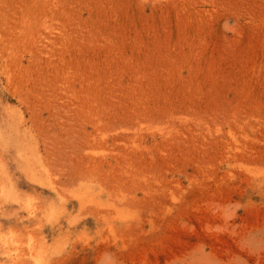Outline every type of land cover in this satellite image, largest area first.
<instances>
[{"label":"rangeland","instance_id":"rangeland-1","mask_svg":"<svg viewBox=\"0 0 264 264\" xmlns=\"http://www.w3.org/2000/svg\"><path fill=\"white\" fill-rule=\"evenodd\" d=\"M0 264H264V0H0Z\"/></svg>","mask_w":264,"mask_h":264}]
</instances>
